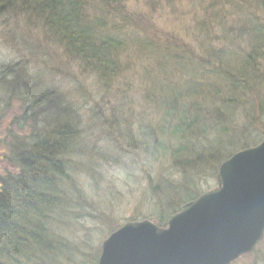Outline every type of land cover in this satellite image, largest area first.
Listing matches in <instances>:
<instances>
[{
  "label": "trees",
  "instance_id": "16d2710c",
  "mask_svg": "<svg viewBox=\"0 0 264 264\" xmlns=\"http://www.w3.org/2000/svg\"><path fill=\"white\" fill-rule=\"evenodd\" d=\"M126 1L0 0V37L14 47L23 46L25 57L39 54L45 63V47L58 46L66 57L90 68L105 93L111 80L132 70L136 65L130 61L140 58L142 63L133 71L150 80L146 95L161 108L156 112L160 119L145 133V144L151 139L152 149L161 152L154 154L156 161L180 168L183 180L166 183L169 186L156 184L164 191L153 187L160 204L155 221L150 215L134 216L117 225L109 216L106 228H98L99 235L87 234L80 221L90 218V210L104 211L102 204L94 205L96 200L72 179L84 169L79 166L84 162H76L80 159L70 163L72 156L86 157L87 149L101 156L94 146H79L81 120L76 113L81 107H75L76 113L70 110L71 98L49 83L45 73L27 77L18 73L10 78L14 73L10 65L0 64V100L4 97L0 101V150L5 160L0 177V264H96L99 239L130 220L150 219L164 226L186 201L195 198L197 188H211V182L200 181L201 176L209 175L216 181L222 160L259 139L249 144V140L239 139L238 130L245 131L253 124L257 127L258 122L250 120L256 119L255 109L260 111L258 119L264 120V0H227L234 7L235 29L225 27L227 15L221 21L210 17L209 10L214 9L215 14L217 8L208 0L204 6L208 16L205 14L203 20H217L218 29L222 27L218 34L226 38H221L223 43L216 50L210 49L212 40L206 39H213L212 26L201 28L204 47L193 37L192 47L182 46L181 50L170 44L167 32L149 37L135 11L132 16L126 11L128 7H123ZM169 4L166 0L165 5ZM20 16H24L23 23L18 21ZM35 25L42 27L46 38L43 51L33 42V35L38 37ZM161 52L167 57L157 67L153 58ZM24 60L18 62L19 69L28 66ZM152 71L157 75L148 73ZM95 93L91 86L85 97L99 101ZM12 99L20 101L22 113L8 117L14 112ZM34 100L43 104L46 116L37 115L38 122L28 107ZM75 145L81 154L70 151ZM149 181L153 185L151 178ZM104 197L110 199L109 195ZM246 255L257 257L256 264H264V239Z\"/></svg>",
  "mask_w": 264,
  "mask_h": 264
},
{
  "label": "rangeland",
  "instance_id": "374dc122",
  "mask_svg": "<svg viewBox=\"0 0 264 264\" xmlns=\"http://www.w3.org/2000/svg\"><path fill=\"white\" fill-rule=\"evenodd\" d=\"M168 1L171 4L166 6V0H128L124 2L123 7H125V10L128 7L126 11L129 15L133 16L135 11V15L139 18L141 28L143 32H146V35L151 37L152 35L157 36L158 32L159 34L167 32L170 34L168 35V39L172 42L170 44L181 50H183L182 46L186 48L192 47L193 37L197 44H201L199 46L204 47L206 43L203 42L205 38L202 36L201 28L203 26H208L209 29L214 27L211 33L213 39L206 37L209 42L212 40L210 49L216 50L221 46L223 40L226 41V38L223 37H221L223 39L221 40L218 34L221 32L222 27L218 29L217 23L219 22L217 20L209 19V23L207 22L209 21L208 19L203 20L206 15L208 16L207 11L204 10L208 0ZM215 4L217 13L213 14L214 9L209 10L210 17L217 16L218 20L221 21V18L227 15L229 16L226 21L228 25L225 27L227 29L234 27L235 29L234 18L236 17H234L233 5L231 6V3L228 4L227 0L225 2L213 0L212 5ZM221 4L224 5V8H221ZM247 11L253 12L250 9H247ZM21 18H18V21H24V16ZM139 20H137V24H139ZM35 26L37 28L34 32L38 37L33 35V42L40 44L42 47L39 46L37 49L41 50L44 47L43 44H46L44 42L46 38L41 29L42 27L39 25ZM176 26L179 27L177 30ZM3 32L5 36L6 31L4 29ZM197 35L201 36L196 37ZM47 46L45 47L47 49L45 55L49 59L45 58V60L49 65L43 61L39 54H35L36 57H25L26 51L23 46L14 47V45H10V41L7 38L0 37V64L10 65L9 67L14 71L10 78L19 75L18 73L23 75V77L25 75L27 77L28 75L34 76L45 73L47 75L46 79L50 80L49 83L65 92L71 98L70 110L72 109L76 113L77 106L81 107L80 112L76 113L79 116L77 119L81 120L79 133L82 135V141L79 146L83 145V148H89L90 145L94 146L101 156L90 154L88 149L87 154L89 155L86 157L72 156L70 163L77 159H80L76 161L78 164L84 162L79 165L84 167V169L79 168L81 170L80 173L77 172L79 176L73 175L72 179L80 187H85V194L90 199L96 200V202H93L94 205L100 206L102 204L101 211H104L98 213L97 211L99 210L96 209V213L90 210L88 212L90 218L80 221L84 225L82 228L87 231V234L99 235L97 233L98 228L100 226L103 229L106 228L105 223L109 222L107 219L109 216V219L113 220L117 225L134 216L150 215L155 221L160 211V207H158L160 204L159 200H156L154 189L155 191L156 189L164 191L160 188L161 186L158 185L157 187L156 184L165 185L166 183L169 184V182L177 184V182L183 180V173L180 168L176 169L174 166L172 168V165H167V162L156 161L154 154L160 155L161 152L152 149L151 139L147 142V145L145 144V133H150V130L152 131L154 128V124L160 119V115L158 116L156 112L158 111L159 113L161 108L160 103L151 101L146 95L148 90H145V86L150 85V80L140 76L137 70L133 71L134 68L142 63L140 58L135 56V60L130 61V65L134 64L136 66H133L132 70L124 78H121L124 82L120 83L124 85L119 84L116 86L114 82H111L109 85L111 88L105 93L100 83H96L92 75L88 76L85 74L86 66L84 63L73 57H66V54L61 49L59 50L58 46H55V48ZM164 56L167 57L164 52L155 55L153 58L154 65H159V62L162 63L161 58H164ZM22 59L28 66L20 67L19 69L17 64ZM146 61H151V59L147 58ZM155 69L158 71V68ZM153 72L148 73L153 75ZM156 75L157 73L154 74V76ZM159 80L162 81L164 79L159 77ZM168 80L170 82L173 81L171 78ZM91 86L95 90L99 101L95 99L89 101L85 97V93L87 94L90 91ZM0 101L3 102L4 97ZM12 102L14 112H10L8 117L22 113V109L18 105L20 101L12 99ZM211 103L214 104V101ZM260 108L262 110V106ZM259 114L260 111L256 112L255 109L256 119L250 118L251 121L258 122L257 127L253 124L248 126L245 131L242 128L239 129L240 134L238 137L241 136L239 139L249 140L248 142L251 144L261 134V137L264 135V120L258 119ZM147 123H151V125L148 126ZM233 128L237 129L236 126ZM72 136L74 137V133ZM257 140L258 143L261 139ZM70 149L75 154H81L77 150V145L71 146ZM67 159L69 158L67 157ZM87 159L90 160L88 161ZM1 162L5 164L3 150H0V177L4 172ZM92 171L93 174H90L89 172ZM209 172L211 170L206 171L208 174ZM149 178H151L153 185L149 183ZM200 181L211 182V187H214L217 180L212 182V178L209 175H203ZM168 184L166 185L169 186ZM109 189L112 190V193H110ZM105 195H109L110 199L105 198ZM101 196L105 198H102L104 200L103 203L100 200ZM102 241L103 238L99 239L96 244L101 246ZM256 258L255 256L245 255L231 264H256Z\"/></svg>",
  "mask_w": 264,
  "mask_h": 264
},
{
  "label": "water",
  "instance_id": "95a60500",
  "mask_svg": "<svg viewBox=\"0 0 264 264\" xmlns=\"http://www.w3.org/2000/svg\"><path fill=\"white\" fill-rule=\"evenodd\" d=\"M217 186L164 226L130 220L108 234L96 264H231L264 239V139L220 164Z\"/></svg>",
  "mask_w": 264,
  "mask_h": 264
},
{
  "label": "bare ground",
  "instance_id": "6f19581e",
  "mask_svg": "<svg viewBox=\"0 0 264 264\" xmlns=\"http://www.w3.org/2000/svg\"><path fill=\"white\" fill-rule=\"evenodd\" d=\"M132 41V40H131ZM162 59V58H161ZM84 72H85V74H87L88 76H91L92 75V73H91V69L90 68H86V70H84ZM128 72H124V74H121V75H119V76H117V77H115L113 80V82L115 83V85L117 86V85H119V84H122V85H124L123 83H120V82H124L123 80H121V78H124V76L127 74ZM95 73L92 75V78L93 79H95L96 77H95ZM118 83V84H117ZM111 88V87H110ZM115 89H117L116 87H115ZM60 91V90H59ZM115 91V90H114ZM62 91H60V93H61ZM18 105H19V103H18ZM41 105H43L40 101H37V100H34V102H32L30 105L28 104V107H29V110H30V113L32 114V116L34 115V120L35 121H39V118H37V115L40 117V115L41 116H43V117H46L45 116V114H44V108L41 106ZM19 108H20V105H19ZM55 109H57V111L58 112H60V113H62L61 111V109L60 108H55ZM240 133H238V135H239ZM262 135V134H261ZM261 135L258 137L259 139H261L259 142H261L263 139H264V135L261 137ZM239 137H241V136H239ZM258 142V143H259ZM257 144V143H256ZM255 143L254 144H252L251 146H254V145H256ZM249 147V146H248ZM246 148V147H245ZM243 149V148H242ZM241 150V149H240ZM234 154V153H233ZM232 155H230L229 157H231ZM229 157L228 158H226V159H224V160H222L221 161V163H223L224 161H226V160H228L229 159ZM220 163V164H221ZM220 166V165H219ZM216 180H217V178H216ZM217 183H218V180L216 181V185L214 186V187H216L217 186ZM214 187H202V188H197V190H196V192H195V198H197V197H199L201 194H203V193H205V192H207V191H209L210 189H212V188H214ZM195 198H193V199H195ZM193 199H191V200H193ZM190 201V200H189ZM188 201H186L185 203H187ZM184 203V204H185ZM183 204V205H184Z\"/></svg>",
  "mask_w": 264,
  "mask_h": 264
}]
</instances>
